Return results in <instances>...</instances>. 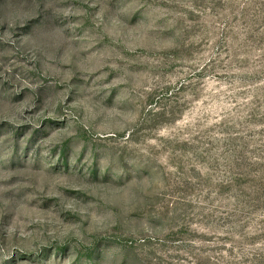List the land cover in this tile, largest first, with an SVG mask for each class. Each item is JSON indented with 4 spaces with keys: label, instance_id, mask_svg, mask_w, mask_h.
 <instances>
[{
    "label": "rangeland",
    "instance_id": "rangeland-1",
    "mask_svg": "<svg viewBox=\"0 0 264 264\" xmlns=\"http://www.w3.org/2000/svg\"><path fill=\"white\" fill-rule=\"evenodd\" d=\"M0 264H264V0H0Z\"/></svg>",
    "mask_w": 264,
    "mask_h": 264
}]
</instances>
